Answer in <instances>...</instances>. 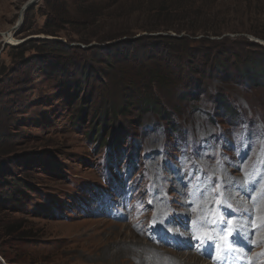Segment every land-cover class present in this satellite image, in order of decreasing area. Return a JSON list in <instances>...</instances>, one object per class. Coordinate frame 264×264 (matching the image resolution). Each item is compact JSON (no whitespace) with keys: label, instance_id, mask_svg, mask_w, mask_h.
<instances>
[{"label":"rangeland","instance_id":"374dc122","mask_svg":"<svg viewBox=\"0 0 264 264\" xmlns=\"http://www.w3.org/2000/svg\"><path fill=\"white\" fill-rule=\"evenodd\" d=\"M28 1L0 0V34ZM63 1L70 15L95 20L71 30L90 45L36 34L52 11L46 0L28 12L11 44L0 37V71L10 70L0 80V146L11 152L0 170V264H211L150 236L157 225L195 243L222 219L238 237L250 234L242 251L264 264V88L236 69L245 56L264 60V0ZM191 33L197 40L209 34L214 44L191 41L186 50L146 39ZM37 37L81 49L58 57L41 49L24 66L12 49L46 41ZM215 57L235 65L229 77L218 73ZM153 71L169 82L153 85ZM146 93L166 119L127 106L103 120L108 103ZM101 117L103 144L93 131ZM22 179L30 186L11 200ZM18 222L33 236L5 237L3 227Z\"/></svg>","mask_w":264,"mask_h":264},{"label":"trees","instance_id":"16d2710c","mask_svg":"<svg viewBox=\"0 0 264 264\" xmlns=\"http://www.w3.org/2000/svg\"><path fill=\"white\" fill-rule=\"evenodd\" d=\"M51 1H53V0H46L47 5L50 4ZM79 1H85V0H79ZM50 6H53L51 9L52 10L51 14L47 15L45 22H44V28L41 31L36 32V34H38V35L44 34V35L56 37V38H67L70 40L69 42H71L72 44L78 43V42L81 43L82 41L71 38V36L74 35L71 32V30H73L74 28H81V27L87 28V27L93 25L95 23V20L91 19V17L90 18H87V17L78 18V17H74V16L70 15L68 13V10H67L68 4L66 1H63L62 3H58V0H56L55 3L50 4ZM78 10L84 11V7L79 6ZM87 13H89V11H85L84 15H86ZM74 36H76V35H74ZM257 36L259 37V35H257ZM195 37H196L195 33H191L188 37L183 36V37L173 38L171 36H168V37L164 38V37L160 36L157 38L149 37L146 39L152 40V41H155V40L160 41L161 40V41H165V43H171V42L174 44L180 43L181 46H184V48H186L185 45H187V43H191V41H193V42L197 41V43H201V44H203V43H208L211 45L214 44V42L209 40L210 39L209 34H205V37L198 39V40L195 39ZM172 43H171V45H174ZM82 44L90 45L91 42L90 41H83ZM251 46H255V45L252 44ZM8 49L9 48H7V50ZM41 49L54 51L53 55L58 57V55L66 56L68 54H72L73 50H76V49L80 50L81 48L76 47V46H72L71 48H66L61 42L31 40V41H29V42H27L21 46H18L15 49H12V50H14V51L16 50V51L20 52V58H21L22 62H24V66H28L32 63L31 59H32V56L34 55V53L37 55V58H39V54L41 52ZM91 49L95 50L96 48H91ZM93 50L89 49L88 52H93ZM186 50H187V48H186ZM203 52H204V50L202 51V53ZM216 58L217 57H215V61H217ZM15 61L16 60L12 61V59H11V62H12V65L10 66V67H12L11 69H13V67L15 68V66L17 64V61H16V63H15ZM217 62H218V65H217L218 73L221 74V76H223V77L225 75L227 77H229L228 74L233 68H235V65L233 63L231 64L230 60H228V59H222L221 61L219 60ZM236 69H238V76L244 82H248V83L254 85V87L264 88V60H263V57L258 56L256 58H254V57H248V56L246 57L245 56L244 60L241 62L240 67L238 66V67H236ZM13 70H14L13 71V73H14L15 69H13ZM9 71H7V68H6V70H1L0 71V80H2L3 77L5 78L7 75L9 76L10 75ZM213 73L214 72H211L209 74L208 73H206V74L202 73V76L204 78H207L208 76H212ZM150 77H151L150 82L153 85H157V84L158 85H165L167 82H169V79L165 77V74L157 73L155 71H153L150 74ZM13 85H14V80L9 81L7 84V87L12 88ZM193 91H196V90H192V92L190 91L188 93H193ZM126 95H125V97H126ZM126 99L128 100V101H126L127 104L126 105L122 104V106H120L119 103H114V102H112L111 104L108 103V105H106L107 108L105 111H109V112L106 115V117L103 118V120L104 121L107 120L109 114L111 115V117L113 119L119 117L120 111H129L127 106L133 107L135 110L142 111L145 113L149 112V111H152L154 113L157 112L156 114H158V116L166 119L165 113H164L165 109L159 103L158 99H154L153 94L146 93V96L144 97V99H141V100H139V98L136 95H132ZM2 103H0V104H2ZM223 106H225L224 108L227 109V105H225L223 103ZM101 125H102V117L100 118L99 125H97L96 127L93 128V131L96 132V136L94 137V141H97L98 143L103 144L106 142V138H107V136H103L104 128L106 126H104L102 128ZM98 127H100V129ZM1 148L3 151H0V155H1L0 156V170H5V168H6L5 162L6 161L3 160V157L4 156L7 157V155H9V153H11V152L5 149L4 144L2 146H0V149ZM10 159H12V158H10ZM10 159L7 161L10 164L15 165V164L20 163V161L16 160L15 157L12 160H10ZM18 183H19L18 186H20L18 189H20V188L21 189L15 190L14 193H11V200L19 201L18 198L21 197L20 194L23 193V190L25 188H28L30 186L29 183L26 182L24 179H22L21 181H18ZM22 228L23 227H22L21 222H18L12 226L9 225L8 227H3V232L5 234L4 236L5 237L8 236V237H12V238L16 236L15 238H17V239L30 238L33 236V235L26 234V233H22L21 232ZM1 231H2V229L0 227V233H1ZM1 255L6 256L3 252L1 253ZM5 260L7 261V259H5Z\"/></svg>","mask_w":264,"mask_h":264},{"label":"water","instance_id":"95a60500","mask_svg":"<svg viewBox=\"0 0 264 264\" xmlns=\"http://www.w3.org/2000/svg\"><path fill=\"white\" fill-rule=\"evenodd\" d=\"M36 5H37V4H34L31 0H29V1L24 5V7H23L22 10H21V12H23V19H22V21L19 19V21L17 22V24L12 28V30L10 31L11 36H10L8 33L0 34V37H2L3 39H5V44H6V45L11 44V43H8V42L6 41L7 38H9V36H10L11 38H13L14 35H15V34H16V33L22 28V26H23V24H24V20H25L26 15H27L28 12H29L33 7H35ZM8 35H9V36H8ZM33 39H35V38H33ZM37 39L46 40V38H44V37H42V38L37 37ZM29 40H31V39H29ZM29 40H26V41L22 42L21 44L26 43V42L29 41ZM49 40H51V41H56V42H61V40L50 39V38H47L46 41H49Z\"/></svg>","mask_w":264,"mask_h":264},{"label":"bare ground","instance_id":"6f19581e","mask_svg":"<svg viewBox=\"0 0 264 264\" xmlns=\"http://www.w3.org/2000/svg\"><path fill=\"white\" fill-rule=\"evenodd\" d=\"M34 4H36L39 0H31ZM22 19H23V12L21 13V17H20V20L22 21ZM10 36H11V34H10V32L8 33ZM8 35V36H9ZM9 36V38H7V42H13L14 41V39L13 38H11ZM262 224H261V222H259V220L257 219V226H256V229H259L260 228V226H261ZM188 263H190V262H188ZM190 264H200V261H195L194 263H190Z\"/></svg>","mask_w":264,"mask_h":264},{"label":"snow or ice","instance_id":"6c2138e0","mask_svg":"<svg viewBox=\"0 0 264 264\" xmlns=\"http://www.w3.org/2000/svg\"><path fill=\"white\" fill-rule=\"evenodd\" d=\"M227 231H228V232H231L232 230L229 228V229H227ZM205 238H207V237H205Z\"/></svg>","mask_w":264,"mask_h":264}]
</instances>
